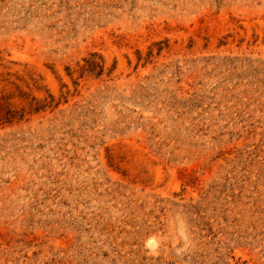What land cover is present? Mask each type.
Wrapping results in <instances>:
<instances>
[{
    "label": "rangeland",
    "instance_id": "374dc122",
    "mask_svg": "<svg viewBox=\"0 0 264 264\" xmlns=\"http://www.w3.org/2000/svg\"><path fill=\"white\" fill-rule=\"evenodd\" d=\"M0 103V264H264V0H0Z\"/></svg>",
    "mask_w": 264,
    "mask_h": 264
},
{
    "label": "trees",
    "instance_id": "16d2710c",
    "mask_svg": "<svg viewBox=\"0 0 264 264\" xmlns=\"http://www.w3.org/2000/svg\"><path fill=\"white\" fill-rule=\"evenodd\" d=\"M3 111V105L0 103V113ZM17 116V111L14 110H7L5 116L2 117V119L4 118L5 120H11L12 118H15Z\"/></svg>",
    "mask_w": 264,
    "mask_h": 264
}]
</instances>
